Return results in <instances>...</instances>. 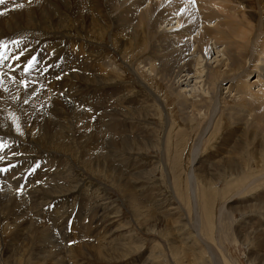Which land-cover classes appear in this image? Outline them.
Wrapping results in <instances>:
<instances>
[{
	"label": "rangeland",
	"instance_id": "obj_1",
	"mask_svg": "<svg viewBox=\"0 0 264 264\" xmlns=\"http://www.w3.org/2000/svg\"><path fill=\"white\" fill-rule=\"evenodd\" d=\"M8 1L0 4V77L16 80L18 106L12 107L11 117L4 105L12 87L9 83L8 88L0 87V183L7 184L9 195L13 193L10 187L22 195L16 212H25V216H18L20 212L16 216L0 205V264H264V145L248 138L245 142L243 135L231 130L226 113L234 103L221 108L215 127L202 137L203 150L192 165L193 150L207 124L201 119L181 120L175 98L165 93L173 115H163L160 108L162 120L136 121L139 125L132 133H139L138 142L129 143L121 167L124 171L115 173L93 157L91 140L103 122L98 120L101 111L92 109V89L77 94L71 84L77 77H68L89 75L78 72L76 29L56 31L55 17L45 15L49 7L56 17L63 15L71 22L73 2L18 0L16 6L8 7ZM216 6L220 15L222 7ZM19 8L26 11L25 18L18 16ZM13 12L16 16L8 20ZM12 22L15 28L8 27ZM112 54L125 74L124 85L139 90L133 83L131 63L126 65L118 54ZM254 77L249 76L251 84ZM84 79L89 87L91 83ZM194 82L184 86L187 95ZM227 82H222L223 93ZM158 86L164 90L158 81L154 91L162 97ZM252 86L255 92V83ZM115 114L110 116L118 120ZM119 116L122 119V110ZM164 125L169 132L165 150L155 144L156 140L160 143L159 129ZM39 130H44L43 136ZM140 135L153 137L155 148H145ZM236 143L251 146V155L229 154L228 147ZM228 161L244 169L219 167ZM192 166L200 217L191 213L188 170ZM43 173L44 186L52 187L49 195L42 193L39 180L32 182ZM40 228L44 232L41 244L37 240ZM94 228L99 230L98 237ZM78 245L86 249L79 253ZM107 249L115 250L118 259H111ZM104 253L105 259L99 256Z\"/></svg>",
	"mask_w": 264,
	"mask_h": 264
},
{
	"label": "bare ground",
	"instance_id": "obj_2",
	"mask_svg": "<svg viewBox=\"0 0 264 264\" xmlns=\"http://www.w3.org/2000/svg\"><path fill=\"white\" fill-rule=\"evenodd\" d=\"M17 1L9 0L8 7L16 6L15 2L17 3ZM71 1L73 2L71 22L67 21L63 15L56 17L57 13L48 9L49 7L45 8V15L55 17L53 20L56 21V31L63 30L64 33H69L67 30L76 29V49L79 56V58L77 57L78 72H89V75L87 77L84 75V77L83 74H70L68 77L69 79L77 77L75 83L71 82L76 93L85 92L88 88L92 89V98L90 97L92 109L102 113L98 120L102 121L103 124L99 129L95 128L90 145L94 150L92 152L95 162H105L108 169L121 174L124 171L121 169L125 164L124 157L128 155L124 154L125 150L129 149L130 142H138L139 133H132L134 126L139 125L136 121L144 122L148 119L150 121L154 117L162 120L160 108L164 111L163 115H173V110L167 109L170 98L165 93L175 98L181 120L189 123V121L196 122L201 119L207 124L193 150L192 165L197 160L198 153L203 150L204 139L202 140V137L208 128L215 127L216 119L221 114V108L230 104L229 102L234 103L226 113L229 124L234 128L231 130L243 135L245 142L248 138L259 140L264 145V0ZM216 3L222 7L223 15L220 14L222 16L218 15L213 8ZM36 10L37 8H35ZM16 12L21 18L27 16L26 11L22 8ZM15 16V12L11 13L8 20L14 19ZM8 27L15 28L16 23L12 22L8 24ZM210 41H213V44H210ZM112 51L118 54L125 64L131 63L130 70L136 78L133 83L139 86V90L133 86L124 85L125 74L120 72L121 68L116 63ZM139 63L142 71L135 67ZM213 64L217 66L216 69L212 67ZM5 71L8 69L6 68ZM3 73L5 74V72ZM7 74L10 75V72ZM251 75L256 76L252 84L248 81ZM83 78L87 84L91 83L89 87L85 84L86 82H83ZM6 79L8 78L6 77ZM157 80L162 83L164 88L162 90L158 86V89L164 93L162 97L154 91ZM192 80L195 82L192 89H189L191 94L187 95L184 86L190 85ZM225 80H228V85L223 93L222 82ZM8 83L12 88L10 89V98L8 97L10 100H7L9 102L4 107L7 110L10 109L8 113L13 117L15 109L12 107L18 106L16 104L18 85L12 76L8 80L0 77L1 88L6 87ZM254 83L257 87L255 92L252 90ZM120 110H122V119L125 118L123 120L119 116ZM112 112H117L115 115L118 120L110 116ZM220 125H222L221 128L224 127V123ZM164 126L163 129H159L161 133L159 136L160 143L155 139V144L159 147H164L163 144L169 134L166 125ZM246 131H248V135ZM39 132L41 136L44 135V130H39ZM156 135L154 134V136ZM150 137L139 136L142 141L145 140L143 142L145 148H150L152 145L150 148L152 149L155 148L152 142L154 138ZM250 147L236 143L226 150H230L228 152L231 155L249 156L251 155ZM252 153L254 155V152ZM223 165L219 167L224 168L225 171L244 169L235 161H228ZM130 168L131 166L126 167V169ZM194 171V166L188 170V187L193 203L191 213L193 211L195 217H200L199 208L195 204L194 193L198 183L195 182ZM36 177L35 179L32 178L33 184L39 180L37 182L38 187H41L42 193L46 191V195H49L52 192V187L44 186V173ZM3 182L0 183V205L3 209H11V212L15 213L16 216L20 212L18 216L24 217L25 212H16L18 202L21 203L19 200H21L22 195H19L12 187L10 188L13 193L9 195L4 187L7 184L5 185ZM28 183H31L30 179ZM28 188L29 184L25 185V189ZM13 202L14 205L10 206ZM90 219L91 221L94 220V224L97 223V219ZM94 230L96 229L94 228ZM194 230L197 232V227ZM98 231H95L96 237L100 234ZM38 235L37 240L41 244L44 241L43 230ZM79 247L80 245L77 246L79 253L86 249L84 246ZM38 251L40 252L39 248ZM107 251L111 259H118L114 254L115 250L107 249ZM99 256L106 258L105 253Z\"/></svg>",
	"mask_w": 264,
	"mask_h": 264
},
{
	"label": "snow or ice",
	"instance_id": "obj_3",
	"mask_svg": "<svg viewBox=\"0 0 264 264\" xmlns=\"http://www.w3.org/2000/svg\"><path fill=\"white\" fill-rule=\"evenodd\" d=\"M2 3H4V0H0V4H2ZM0 14H2V13H0Z\"/></svg>",
	"mask_w": 264,
	"mask_h": 264
}]
</instances>
